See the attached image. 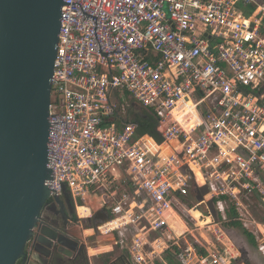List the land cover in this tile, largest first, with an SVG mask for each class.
I'll use <instances>...</instances> for the list:
<instances>
[{"label": "built area", "instance_id": "2783aa9c", "mask_svg": "<svg viewBox=\"0 0 264 264\" xmlns=\"http://www.w3.org/2000/svg\"><path fill=\"white\" fill-rule=\"evenodd\" d=\"M140 108L158 140L136 133ZM48 123L50 202L103 189L93 233L129 264L175 247L180 264H245L228 208L264 259V0H63ZM197 179L216 221L190 214Z\"/></svg>", "mask_w": 264, "mask_h": 264}, {"label": "water", "instance_id": "95a60500", "mask_svg": "<svg viewBox=\"0 0 264 264\" xmlns=\"http://www.w3.org/2000/svg\"><path fill=\"white\" fill-rule=\"evenodd\" d=\"M62 5L63 0H0V264H15L24 255L42 208L50 203L48 116ZM196 181L201 200L207 188ZM52 203L60 204L59 196ZM206 204L216 221L213 201ZM96 217L94 233L108 219L105 211ZM225 232L241 259L248 257L235 232ZM48 238L40 228V244L49 250L43 243ZM42 255L43 264H53L50 251Z\"/></svg>", "mask_w": 264, "mask_h": 264}, {"label": "flooded vegetation", "instance_id": "af4514ba", "mask_svg": "<svg viewBox=\"0 0 264 264\" xmlns=\"http://www.w3.org/2000/svg\"><path fill=\"white\" fill-rule=\"evenodd\" d=\"M59 198L60 204L50 202L44 205L40 219L33 229V234L25 244L24 255L17 259L15 264H43L42 262H45L46 259L42 253H48V251L51 253L53 264H91L85 246L90 235L86 236L85 241H80L70 237L71 233L68 231L71 227L76 228L77 226L85 229L82 226L84 224L92 227L95 222V215L91 214L79 220L78 213L82 216L87 215L88 209L80 206L77 213L75 202L67 191H64ZM201 206L205 209L204 205ZM42 227H45L49 234V238L43 242L46 246L51 247L49 250L40 244V228ZM246 258L248 259V257ZM117 262L129 264L124 253H120L110 261H101L100 264H117Z\"/></svg>", "mask_w": 264, "mask_h": 264}, {"label": "rangeland", "instance_id": "374dc122", "mask_svg": "<svg viewBox=\"0 0 264 264\" xmlns=\"http://www.w3.org/2000/svg\"><path fill=\"white\" fill-rule=\"evenodd\" d=\"M128 103V98L127 96L124 98V104ZM157 139V138H156ZM158 140V139H157ZM121 176V178H123V174H119ZM122 188V187H120ZM99 194H104V190L103 189H99L97 191ZM192 194V193H191ZM187 201L188 203L192 202V204L194 203V201L191 199L190 195H186ZM94 208H97L99 206V203L94 199L92 200V205ZM191 206V205H189ZM194 210L198 213V215L201 216V214L204 215V208L201 205H197ZM80 220V216L78 217ZM189 227H193V223L192 221H190L189 223ZM202 225V223H200ZM79 225V224H78ZM83 228H87L86 226L89 225H82ZM225 228L227 230L232 229L235 234H236V240L237 239H241L247 246V250H248V259L247 262L249 264H264V259L262 257H260L257 252L256 249L251 247L245 237L243 236L241 229L238 228H231V227H227L225 226ZM84 230V229H83ZM80 226L75 227H71V229L68 231L71 234H75V233H79L81 235L82 231ZM88 232H90V230H88ZM201 234H203V236L209 241L210 240V235L209 233H207L206 231H195V235L197 236L198 239L205 241L204 238L201 236ZM187 238L188 241H193L192 237L189 235L185 236ZM110 239V237H104V236H98L96 237L95 234H91L88 241L85 243L86 246V250H87V254L88 257L91 261V264H100L101 261L107 262L110 261L111 259H114L115 257V252L114 249L111 248V245L109 244L108 240ZM80 240V238H79ZM235 242V241H234ZM236 244V242H235ZM122 245H125V242L122 243ZM120 249V253L123 251V249ZM122 250V251H121ZM119 254V253H118ZM119 264V263H118Z\"/></svg>", "mask_w": 264, "mask_h": 264}, {"label": "crops", "instance_id": "0c3cea01", "mask_svg": "<svg viewBox=\"0 0 264 264\" xmlns=\"http://www.w3.org/2000/svg\"><path fill=\"white\" fill-rule=\"evenodd\" d=\"M197 191H198V187H195V188H193L192 190H191V193L192 194H189L190 196H191V199L194 201V203L193 204H196V206L197 205H199L200 203H203L204 204V207H205V209H204V211H205V213H204V215H203V217H204V219L207 221V217H210V219H214V217H213V215H212V213L209 211V209H208V206H207V202L208 201H210V200H208L207 199V193L206 194H204V195H202V197H201V200H198L197 198H196V195H197ZM96 200L98 203H99V206L97 207V208H94L93 206H91L92 205V200ZM104 196L103 195H101V194H99V193H95V195H92V196H88V197H86V200H84V202H82V204H83V206L82 207H86L87 209H88V211H89V213L87 214V215H80L79 213H78V207H77V213H78V216H80V219L82 218H84V217H87L88 215H91V214H94L95 215V222H99V220L100 219H98L97 217H96V215L98 214V213H104V210L100 207L101 206V203L104 201ZM187 199V198H186ZM187 201V200H186ZM187 203H188V201H187ZM189 205H193L192 204V202H190V203H188ZM195 206V207H196ZM194 207V208H195ZM213 209H214V205H213ZM214 211H215V209H214ZM215 214H216V217H217V213H216V211H215ZM218 218V217H217ZM94 222V223H95ZM172 222V221H171ZM171 225H172V227H174V230L176 231V234L177 235H179L180 234V232L182 231V228L179 226V223L177 222V221H173L172 223H171ZM82 228V227H81ZM223 228L224 229H226L225 228V225L223 226ZM232 228V227H231ZM83 230V229H82ZM88 230H90V232H88ZM93 233V230H92V227H90V226H87V228H85L83 231H82V233H81V235L79 234V233H75V234H71V236L70 237H73L74 239H77V240H79V238H80V241L82 240V241H85V238H86V236L87 235H91ZM94 234V233H93ZM186 235H189V233H186L185 234V236ZM209 235H210V233H209ZM190 236V235H189ZM203 236V235H202ZM97 237V236H96ZM100 237V236H99ZM104 237H110V239L108 240V242H109V244L111 245V248L112 249H114V252H115V256L114 257H116L117 255H119L120 254V249H119V247L121 248V249H123V251L121 252V253H124L125 255H126V248H125V245L123 246L122 245V243H120L119 242V240H118V238H117V236H104ZM203 238H204V236H203ZM229 238V237H228ZM115 239H117V241L120 243V244H115ZM230 239V238H229ZM129 241V240H128ZM183 241V239L182 238H180V242H182ZM230 241L232 242V244L234 245V243H233V241L230 239ZM233 248H234V250H236L238 253H239V257H240V260L241 261H243L245 264H249L248 262H247V258H246V256H244V259H241V254H240V252H239V250L236 248V246L234 245L233 246ZM177 248L175 247V248H173V249H170L169 251H172V253L174 254V253H177ZM166 252V251H165ZM164 252V253H165ZM119 253V254H118ZM127 256V255H126ZM163 260H164V254H163ZM164 262L166 263V264H168L165 260H164ZM117 264H118V262H117ZM155 264H163V262L162 261H156L155 262Z\"/></svg>", "mask_w": 264, "mask_h": 264}, {"label": "trees", "instance_id": "16d2710c", "mask_svg": "<svg viewBox=\"0 0 264 264\" xmlns=\"http://www.w3.org/2000/svg\"><path fill=\"white\" fill-rule=\"evenodd\" d=\"M134 121L136 122V133L137 134H151L155 138L158 139V136L155 131V124L152 121V118L148 115V113L145 110L139 109V113L135 116ZM205 212V211H204ZM226 216H227V221L224 223L225 226L227 227H233V228H238L241 229V232L243 236L245 237L247 243L256 249V241L254 236L249 233L246 229H244L241 224L235 220H233L235 216V210L233 208H228L226 210ZM164 260L168 264H180L176 253H172V251H166L164 253Z\"/></svg>", "mask_w": 264, "mask_h": 264}, {"label": "bare ground", "instance_id": "6f19581e", "mask_svg": "<svg viewBox=\"0 0 264 264\" xmlns=\"http://www.w3.org/2000/svg\"><path fill=\"white\" fill-rule=\"evenodd\" d=\"M200 204H201V205H204L203 203H200ZM200 204H199V205H200ZM190 214H191L195 219H197V221H198V218H199L200 215H198V213H197L194 209H192V210L190 211ZM206 219H207V222H210V221H211L210 217H207Z\"/></svg>", "mask_w": 264, "mask_h": 264}]
</instances>
